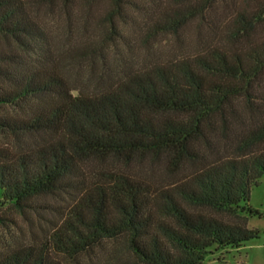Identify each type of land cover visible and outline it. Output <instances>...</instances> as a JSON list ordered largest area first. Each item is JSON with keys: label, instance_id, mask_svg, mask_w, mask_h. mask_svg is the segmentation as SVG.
<instances>
[{"label": "trees", "instance_id": "trees-1", "mask_svg": "<svg viewBox=\"0 0 264 264\" xmlns=\"http://www.w3.org/2000/svg\"><path fill=\"white\" fill-rule=\"evenodd\" d=\"M228 1L0 0V207L61 200L0 264H209L258 237L264 5Z\"/></svg>", "mask_w": 264, "mask_h": 264}, {"label": "rangeland", "instance_id": "rangeland-1", "mask_svg": "<svg viewBox=\"0 0 264 264\" xmlns=\"http://www.w3.org/2000/svg\"><path fill=\"white\" fill-rule=\"evenodd\" d=\"M235 2V1H234ZM238 9L249 11L258 4L264 5V0H237ZM228 7L231 1L227 2ZM225 4L219 7L218 18L220 23L219 33H224L232 27V10L225 12ZM255 38L264 40V23L259 27ZM165 39V38H164ZM168 39V38H167ZM165 42H163V45ZM190 43H193L190 41ZM170 47V45H169ZM264 84V80H263ZM1 199V198H0ZM41 205H46L38 211L27 210L22 212L14 207H0V249L5 247L7 242H15V239H26L30 231L42 232L48 225V221L59 219L60 216L53 215L52 207L57 208L61 205V200L55 196H45L37 199ZM250 207L256 213L248 217L247 225L250 229L258 231V237L246 243L238 250L228 253L216 254L214 260L209 264H264V176L260 179L257 186L252 188ZM113 251L102 252L99 258L95 259L97 264H133L134 259L125 252L114 254Z\"/></svg>", "mask_w": 264, "mask_h": 264}]
</instances>
